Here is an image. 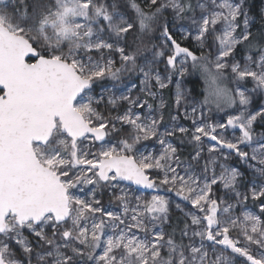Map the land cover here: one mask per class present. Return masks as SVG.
I'll return each instance as SVG.
<instances>
[{
  "label": "snow or ice",
  "instance_id": "1",
  "mask_svg": "<svg viewBox=\"0 0 264 264\" xmlns=\"http://www.w3.org/2000/svg\"><path fill=\"white\" fill-rule=\"evenodd\" d=\"M0 264H264V0H0Z\"/></svg>",
  "mask_w": 264,
  "mask_h": 264
},
{
  "label": "trees",
  "instance_id": "2",
  "mask_svg": "<svg viewBox=\"0 0 264 264\" xmlns=\"http://www.w3.org/2000/svg\"><path fill=\"white\" fill-rule=\"evenodd\" d=\"M257 3L259 4L260 3V0H257ZM194 79H197V77H187L186 78V86H188V88H191L192 87V84L190 83V81L194 80ZM199 85L197 86V90H199ZM174 215H176V213L174 212L173 213Z\"/></svg>",
  "mask_w": 264,
  "mask_h": 264
},
{
  "label": "rangeland",
  "instance_id": "3",
  "mask_svg": "<svg viewBox=\"0 0 264 264\" xmlns=\"http://www.w3.org/2000/svg\"><path fill=\"white\" fill-rule=\"evenodd\" d=\"M188 87V86H187ZM99 91V89H97ZM222 115V114H221Z\"/></svg>",
  "mask_w": 264,
  "mask_h": 264
},
{
  "label": "water",
  "instance_id": "4",
  "mask_svg": "<svg viewBox=\"0 0 264 264\" xmlns=\"http://www.w3.org/2000/svg\"><path fill=\"white\" fill-rule=\"evenodd\" d=\"M133 187H135V186H133Z\"/></svg>",
  "mask_w": 264,
  "mask_h": 264
}]
</instances>
